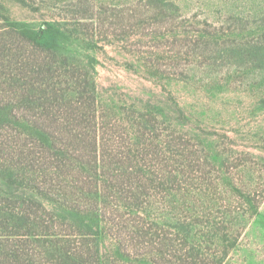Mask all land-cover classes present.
<instances>
[{"label": "rangeland", "instance_id": "374dc122", "mask_svg": "<svg viewBox=\"0 0 264 264\" xmlns=\"http://www.w3.org/2000/svg\"><path fill=\"white\" fill-rule=\"evenodd\" d=\"M6 17L91 65L109 147L129 150L125 122L147 176L175 180L115 212L147 234L124 261L115 225L102 264H264V0H0Z\"/></svg>", "mask_w": 264, "mask_h": 264}, {"label": "trees", "instance_id": "16d2710c", "mask_svg": "<svg viewBox=\"0 0 264 264\" xmlns=\"http://www.w3.org/2000/svg\"><path fill=\"white\" fill-rule=\"evenodd\" d=\"M4 19L0 264H102L100 239L115 225L121 230L116 229L114 251L121 260L130 259L125 242L129 238L136 245L133 234L147 231L122 215L124 221L116 222L115 212H140L146 198L155 195L152 190L169 189L172 181L147 176L146 165L136 162L127 123L129 150L109 147L114 138L102 127L91 65ZM110 197L115 200L108 208Z\"/></svg>", "mask_w": 264, "mask_h": 264}]
</instances>
